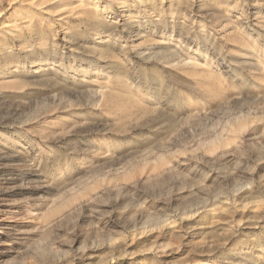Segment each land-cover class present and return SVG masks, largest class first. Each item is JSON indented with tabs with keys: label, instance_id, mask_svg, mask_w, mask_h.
<instances>
[{
	"label": "rangeland",
	"instance_id": "obj_1",
	"mask_svg": "<svg viewBox=\"0 0 264 264\" xmlns=\"http://www.w3.org/2000/svg\"><path fill=\"white\" fill-rule=\"evenodd\" d=\"M0 264H264V0H0Z\"/></svg>",
	"mask_w": 264,
	"mask_h": 264
},
{
	"label": "bare ground",
	"instance_id": "obj_2",
	"mask_svg": "<svg viewBox=\"0 0 264 264\" xmlns=\"http://www.w3.org/2000/svg\"><path fill=\"white\" fill-rule=\"evenodd\" d=\"M122 4V3H121Z\"/></svg>",
	"mask_w": 264,
	"mask_h": 264
}]
</instances>
